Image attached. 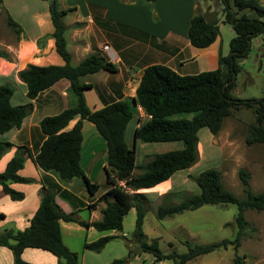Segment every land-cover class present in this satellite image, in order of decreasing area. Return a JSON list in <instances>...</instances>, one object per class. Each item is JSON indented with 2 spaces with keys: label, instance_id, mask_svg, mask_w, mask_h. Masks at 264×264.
I'll return each instance as SVG.
<instances>
[{
  "label": "trees",
  "instance_id": "16d2710c",
  "mask_svg": "<svg viewBox=\"0 0 264 264\" xmlns=\"http://www.w3.org/2000/svg\"><path fill=\"white\" fill-rule=\"evenodd\" d=\"M221 3L224 23L232 26L235 37L230 42L229 55L223 57L220 54L218 69L193 76H181L161 65L149 66L144 71L137 90V101L149 120L135 130L134 139L142 143L182 142L184 148L147 157V163L140 168L142 172L137 176H134L137 168L136 151L125 141L127 126L137 107L130 102L120 101L98 111L90 110L84 94L88 86L82 82V78L101 70L114 71L115 67L99 55H92L78 66H72L65 38L64 17L67 12L59 10L57 3L50 4L54 26L52 37L56 42V51L65 61V65L49 67L30 65L19 73V77L27 86V96L30 100L36 99L58 81L66 79L70 82L76 103L74 107L42 120L41 130L47 139L36 155L35 162L43 171H56L66 182L82 179L89 193L95 195L99 190L98 185L90 182L80 166L82 122L87 120L95 125L107 144L106 174L109 190L98 200L106 204L102 218L93 223L80 222L74 214H66L56 203L54 193L43 191L40 206L27 229L0 233V247L12 251L13 264H31L22 258L23 252L28 248L52 254L57 258V264H81L79 255L64 244L60 222L78 223L85 228L93 227L99 232H120L124 217L132 208L136 210L132 239L123 235L106 236L95 242L86 243L84 249L101 253L108 243L120 238L126 241L127 258L115 259L111 264H130L132 257L144 254L151 255L154 264L165 261L188 264L203 255L228 250L231 246L234 251L233 264H245L244 257L239 255L245 232L250 226L245 214L249 210L259 213L264 211V192L255 194L251 190L250 175L246 170L240 169L238 172L243 198H238L225 189L221 171L208 169L196 177L189 176V179L198 186L199 194H191L178 204L158 207L156 214L159 220L195 211L206 205L233 204L237 207L235 225L238 232L234 240L224 239L206 245L188 244V250L184 253L173 250L169 254H164L159 248L158 240L150 241L147 238L143 230L146 197L138 193L140 190L151 189L170 180L178 172L192 168L199 159L200 130L207 128L213 136H217L224 121L231 117L234 111L241 109L253 111L255 123L249 130L246 144L264 145V96L258 99H241L233 95L238 76L243 71L242 63L252 50V40L264 36V6L260 0H221ZM7 24L16 33L22 32L10 16L7 18ZM219 34L218 23L209 22L202 12H198L192 18L188 38L195 48L209 47ZM13 92V88L8 85L0 86V134L21 127L31 112V105L16 107L11 105ZM179 114L194 116L191 119H172ZM76 117H79V121L74 128L64 132V128ZM11 146L9 143H0V156ZM26 154V148L19 147L5 171L0 174V186L13 201L23 200L24 195L11 189L10 182L32 183V180L18 174L24 166ZM91 207L94 208L95 205ZM133 243L139 248L135 254L132 249Z\"/></svg>",
  "mask_w": 264,
  "mask_h": 264
},
{
  "label": "crops",
  "instance_id": "0c3cea01",
  "mask_svg": "<svg viewBox=\"0 0 264 264\" xmlns=\"http://www.w3.org/2000/svg\"><path fill=\"white\" fill-rule=\"evenodd\" d=\"M56 3L59 10L67 12L64 17L65 38L71 54V65L78 66L86 58L99 55L115 67L114 71L101 70L82 78V82L88 86L84 94L90 110L98 111L120 101L130 102L137 107L125 132L127 145L136 151L137 168L134 176L141 174L140 168L147 163V157L183 149L182 142L142 143L134 139L135 130L149 120L138 104L137 90L144 71L149 66H166L181 76L198 75L219 68L220 54L223 57L229 55L230 42L235 37L232 26L224 23L221 0L218 2L221 18L216 15V5L214 8L210 2L202 6L198 0H56ZM260 3L264 6V0H260ZM198 12L205 14L209 22L216 21L220 31L216 41L204 49L192 46L188 38L190 22ZM8 16L22 29L20 34L8 26ZM53 33L49 1H0V86L8 85L13 88L10 100L12 106L31 105V112L21 127L0 134V143L12 145L0 156V174L5 171L18 148L24 147L27 154L18 174L32 180L29 184L9 183L11 189L24 195L21 201H13L0 186V233L27 229L40 206L43 191L54 193L60 208L66 214H74L80 222L93 223L101 220L102 211L106 207L104 202L98 200L109 190L106 174L107 144L93 123L87 120L82 122L80 166L90 182L98 185L99 190L95 195L89 193L82 179L66 182L56 171H43L35 162L36 155L47 139L41 130L42 120L56 116L74 107L76 103L70 82L66 79L58 81L36 99L30 100L27 86L19 77V73L30 65H65L56 51ZM254 43L261 48L259 50L264 49V36L253 39L252 47ZM106 46L109 51L104 50ZM236 89L237 85L234 91ZM78 121L79 117H76L63 131L72 130ZM201 134H204L209 144L217 145L216 139H219L221 131L217 136H212L203 129L200 130L199 157L205 153ZM193 169L194 167L178 172L170 180L154 188L138 191L146 197V207L152 205L151 207L158 209L162 205L178 204L173 203L175 194L180 191L176 178L179 174H191ZM92 205L95 207L92 208ZM134 210L132 208L129 213ZM85 212L88 213L84 215ZM60 228L63 242L71 251H75L72 247L81 240L85 250L86 243L95 242L102 237L124 236L123 231L120 234L118 231L99 232L93 227L85 228L78 223L64 221L60 222ZM116 239L119 241L120 238ZM116 239L114 240L117 241ZM114 240L110 243H114ZM124 250V254L113 256L109 260L110 264L114 261L112 259L127 256V245ZM87 251L83 254L82 264L89 258H97L88 255ZM142 257L143 255L135 256V260L140 261ZM22 258L31 264L58 262L52 254L33 248L26 249ZM0 264H13L10 249L0 247Z\"/></svg>",
  "mask_w": 264,
  "mask_h": 264
},
{
  "label": "rangeland",
  "instance_id": "374dc122",
  "mask_svg": "<svg viewBox=\"0 0 264 264\" xmlns=\"http://www.w3.org/2000/svg\"><path fill=\"white\" fill-rule=\"evenodd\" d=\"M198 1L202 6L211 2L214 8L216 5L217 12L219 11V0ZM216 15L221 18L219 12ZM259 49L261 48L258 44L254 43L249 57L243 62L244 70L238 76L237 89L233 92V95L237 98L258 99L264 96V49ZM193 116V114H179L172 117V119H191ZM254 123L255 114L253 111L241 109L234 111L233 115L224 121L220 137L216 139L218 141L217 145L209 144L204 138V134H201V142L205 153L199 157L191 174H179L180 176L176 178L180 185V191L175 195L176 199L173 203H179L180 200L191 194H199L198 186L193 180L189 179V176L196 177L208 169L221 171L223 186L238 198L244 197L238 177L240 169H244L249 173L251 190L255 194L263 193L264 145L248 146L246 144L249 130ZM203 130L206 134L212 135L207 128ZM151 206L146 207L144 232L150 241L155 239L159 241V248L164 254H169L173 250L180 253L187 252L188 244L206 245L224 239L234 240L238 232L235 225L238 209L233 204L227 206L206 205L198 210L185 212L182 215L163 220L157 218V207L153 208ZM87 213L85 212L84 215ZM245 217L250 226L245 232L239 255L244 257L245 264H264V212L259 213L249 210L246 212ZM135 218V210L124 217L122 231L128 239L133 238ZM84 237L85 235H83ZM116 240L118 241V239ZM117 241L110 243L100 254L87 251L88 255L97 258L95 260L89 258L84 264H110L111 261L109 262V260L113 256L125 253L126 241L123 239ZM82 242L81 240L72 247L75 250L73 252L79 255L81 264L85 253ZM115 246L116 248H114ZM132 249L134 254L139 251L134 243ZM123 258H127V256L121 259ZM233 258L234 251L230 246L228 250L203 255L188 264H233ZM130 264H154V258L151 255L144 254L140 261H136L135 257H132ZM158 264L173 263L165 261Z\"/></svg>",
  "mask_w": 264,
  "mask_h": 264
},
{
  "label": "water",
  "instance_id": "95a60500",
  "mask_svg": "<svg viewBox=\"0 0 264 264\" xmlns=\"http://www.w3.org/2000/svg\"><path fill=\"white\" fill-rule=\"evenodd\" d=\"M50 4L54 5L56 3V0H48Z\"/></svg>",
  "mask_w": 264,
  "mask_h": 264
},
{
  "label": "built area",
  "instance_id": "2783aa9c",
  "mask_svg": "<svg viewBox=\"0 0 264 264\" xmlns=\"http://www.w3.org/2000/svg\"><path fill=\"white\" fill-rule=\"evenodd\" d=\"M104 50L109 51V47L108 46L104 47Z\"/></svg>",
  "mask_w": 264,
  "mask_h": 264
}]
</instances>
